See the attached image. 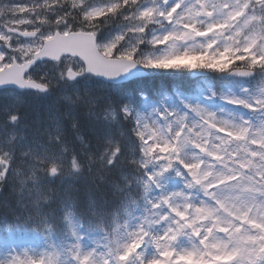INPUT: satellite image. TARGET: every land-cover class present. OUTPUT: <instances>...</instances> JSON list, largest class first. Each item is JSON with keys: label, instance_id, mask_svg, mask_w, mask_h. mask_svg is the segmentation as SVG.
<instances>
[{"label": "snow or ice", "instance_id": "obj_1", "mask_svg": "<svg viewBox=\"0 0 264 264\" xmlns=\"http://www.w3.org/2000/svg\"><path fill=\"white\" fill-rule=\"evenodd\" d=\"M8 87L0 264H264V0H0Z\"/></svg>", "mask_w": 264, "mask_h": 264}, {"label": "trees", "instance_id": "obj_2", "mask_svg": "<svg viewBox=\"0 0 264 264\" xmlns=\"http://www.w3.org/2000/svg\"><path fill=\"white\" fill-rule=\"evenodd\" d=\"M173 82H174L173 77L169 75H167V77L165 78L161 76H154L152 79L141 80V81H136V82L131 83L130 91H146L148 93H151L153 88L156 90L157 87H163L166 84L171 86ZM127 86L128 85H125L123 87L127 88ZM5 106H10V104H8V102H4V104L0 106V109H2ZM25 117L29 118L28 115H25ZM30 121L31 120H29L28 122ZM2 127H3V124L0 122V129ZM81 192H83L82 186H81ZM5 202L14 204V197L9 193L7 189L4 191V193L0 197V216H3L7 213V210L3 207ZM0 227H3V225L0 224Z\"/></svg>", "mask_w": 264, "mask_h": 264}, {"label": "rangeland", "instance_id": "obj_3", "mask_svg": "<svg viewBox=\"0 0 264 264\" xmlns=\"http://www.w3.org/2000/svg\"><path fill=\"white\" fill-rule=\"evenodd\" d=\"M110 34V36H108V37H106L107 35H109ZM113 34V33H112ZM111 32H106L105 34H104V36H102L104 39H110L111 38ZM82 83V82H81ZM49 103L51 102V100H52V98L51 97H49V98H47L46 99ZM44 106H45V104H43ZM36 107H40V106H35V105H30V108L33 110V111H36L37 112V109L38 108H36ZM41 108H43V107H41ZM1 114L2 113H0V120H1ZM19 130V129H18Z\"/></svg>", "mask_w": 264, "mask_h": 264}, {"label": "water", "instance_id": "obj_4", "mask_svg": "<svg viewBox=\"0 0 264 264\" xmlns=\"http://www.w3.org/2000/svg\"><path fill=\"white\" fill-rule=\"evenodd\" d=\"M134 77H135V76H132L131 78H134ZM131 78H130V79H131Z\"/></svg>", "mask_w": 264, "mask_h": 264}]
</instances>
